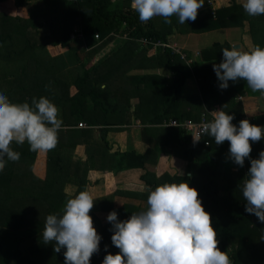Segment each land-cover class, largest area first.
<instances>
[{
  "label": "trees",
  "instance_id": "trees-1",
  "mask_svg": "<svg viewBox=\"0 0 264 264\" xmlns=\"http://www.w3.org/2000/svg\"><path fill=\"white\" fill-rule=\"evenodd\" d=\"M30 1L42 6L27 9ZM11 2L8 0L7 4ZM242 4L234 0L217 7L216 0H204L203 6L198 9L197 19L184 24H180L176 16L171 17V24L165 23L162 17L141 23L138 14L131 8V0H13L17 15L12 16L0 9V44L6 47L9 55L6 56V63L12 64L8 60L14 56L19 57L24 65L27 63L22 56L25 51L21 48L23 45L27 47V52L31 47L67 50L54 60L57 69L68 70V60L78 61L79 66L83 64L87 67L85 77L81 75L79 81L68 82L69 87L72 85L75 90V95L71 97L67 82L60 81L58 75H52L53 70H34L31 77L33 88L29 91L19 89L25 82L16 85L20 74L15 75L11 67L6 73L1 70L0 83L11 81L16 85L14 91L18 94L37 93V99L41 93L64 85L65 98L51 90L56 101L67 109L79 112L76 113L75 126L80 121L89 124L88 128H77L71 132L67 130L74 125H66L67 128L59 131L58 144L51 151H30L27 142L22 146L14 142L11 145L14 151L20 153V159L18 162L8 161L0 172V264H64L65 249L57 253L54 242L44 243L42 232L31 237L26 235L25 227L19 228L24 222L42 225L40 211L61 214L69 197L65 185L77 186L76 194L86 190L90 170L101 171L105 175L103 182L97 178L92 183L105 184L108 188L114 185L118 172H142L141 179L146 185L144 190L125 193L115 190L94 200L95 209L109 213L116 211L120 221L146 210L148 188L154 190L166 182L186 181L198 191L217 232L218 248L226 252L232 264H264V223L259 222L254 214L245 212L246 202L242 195L243 179L250 168V160L246 158L243 167L233 161L230 171L225 172L222 162L225 151L229 149L228 141L217 145L213 137L203 135L194 144L192 134L196 131L184 128L182 124L171 125L174 119L179 123L189 119L201 122V113L212 119L211 112L222 109L234 116L232 123L238 126L239 121L247 116L242 100L237 97L240 95L250 102L261 95L260 92H253L243 80L229 81L226 90L218 87L213 64L221 62L223 48H233L229 41L202 44L200 59L191 65L186 63V59L192 54L186 49L177 51L170 44V36L177 32L192 36V33L204 34L226 26L244 25V21H248L249 44L242 50L255 46L264 48V15L249 16ZM210 5L215 9V17ZM80 27L77 32L76 28ZM41 28H46L48 36L38 37ZM96 34L101 39H97ZM71 35L74 37L71 38ZM116 36H119V42L97 60L96 53L100 52L102 45H107ZM102 39L101 45L99 42ZM78 47L88 50L86 59L91 57L93 62L88 65L82 60ZM190 78L192 87L186 84ZM116 82L124 86L113 88ZM118 90L120 102L115 95ZM0 92L10 100V92L4 91L1 86ZM189 92L196 96L197 101L185 109L184 104L189 100L185 97ZM19 98L18 95L15 101ZM208 108L212 110L207 113ZM110 114H126L125 126L132 120L143 123L141 143H145L144 151L134 146L122 149L110 144L108 134L115 129L108 121ZM250 120L263 127L264 113L251 114ZM68 134L77 138L71 139ZM263 141L264 138L252 143L251 158H258L259 152L264 150ZM80 145L86 148L87 158L76 154ZM165 153L187 160V172L182 175L165 170L158 174L153 170L164 166L160 155ZM217 154L219 160L208 164L210 157L216 158ZM233 167H238V170H232ZM26 179L30 180L29 185L20 186ZM118 199L122 204H116ZM95 209L89 214L101 241L99 251L93 254L90 264H102L105 255L109 252L116 254L119 249L111 241V223H98Z\"/></svg>",
  "mask_w": 264,
  "mask_h": 264
},
{
  "label": "clouds",
  "instance_id": "clouds-1",
  "mask_svg": "<svg viewBox=\"0 0 264 264\" xmlns=\"http://www.w3.org/2000/svg\"><path fill=\"white\" fill-rule=\"evenodd\" d=\"M204 0H131V8L141 23L162 17L171 24L178 17L180 24L195 21ZM242 7L249 16L264 15V0H243ZM222 60L213 64L219 81L226 90L229 81L243 80L253 92L264 94V48L255 46L244 51L223 48ZM212 119L198 126L193 143L201 136L214 138L217 145L229 142L230 158L240 167L245 159L250 168L243 179L242 195L245 212L254 214L264 223V150L258 158H251L252 143L264 138V127L240 120L225 111L211 112ZM63 121L59 108L47 97H33L28 102L13 103L0 92V172L8 161L18 162L20 153L11 145H29L33 152L54 150ZM146 210L131 214L120 221L116 211L107 215L113 232L112 244L119 249L108 253L102 264H232L226 252L218 248L217 232L205 211L198 191L184 181L164 183L154 190L147 189ZM94 207L92 195L83 190L67 199L61 214H49L42 231L45 244L54 242V251L65 249L64 264H90L99 251L101 236L93 226L90 210ZM264 239V237H262ZM107 248V246H105Z\"/></svg>",
  "mask_w": 264,
  "mask_h": 264
},
{
  "label": "rangeland",
  "instance_id": "rangeland-1",
  "mask_svg": "<svg viewBox=\"0 0 264 264\" xmlns=\"http://www.w3.org/2000/svg\"><path fill=\"white\" fill-rule=\"evenodd\" d=\"M8 0L6 1H0V9L3 10L6 13H10L13 15L16 14L15 10H14V5L11 4H7ZM39 6H42L41 3H34L33 1H30L27 4V9H31V8H37ZM8 14V15H10ZM17 15V14H16ZM25 21V20H24ZM244 23H246V25L240 29H237L235 32L229 34L228 36L224 35L223 32L221 30H214V31H210V32H206L205 34H197V33H192L194 35H190V34H184V33H180L177 32L173 35L170 36V44L173 47H176L177 49H179L180 51H182L183 49H186L187 51H189L192 54L191 58H187V54L185 52H183V55L187 58L186 59V63L188 65H191L193 63V61L195 60H199L200 59V46L202 44L204 45H210L212 44L214 41L217 40H224L223 42H225L226 40L231 42L233 44V46L240 44L241 47H239L240 49H242V45L243 48H245L246 44L245 41L247 39H249L248 33H249V22L248 21H244ZM48 36L47 32H46V28H41L39 31V35L38 37H46ZM126 38V36H123ZM123 37L121 36V38L123 39ZM71 38H73V36L71 35ZM97 39H101V38H97ZM119 36H116L113 40H111L110 42L107 43V45H102L103 43V39L100 40V44L102 45V49H100V52L96 53V59L98 60L101 55H104L106 53H108L111 50V46L115 45L116 42H119ZM21 48L25 51L23 52L22 56L24 58H26V64L24 65L21 61V59L17 56L12 57V59H10L9 62H11L12 64H8L6 63V56H9L7 51H6V47L2 44H0V73L1 70L2 72L6 73L8 67H11V69H13V73H18L20 74V78L18 80V82L16 83V85L18 83L21 82H25V85L22 88H19L22 91H29L33 88V84H32V80L31 77H33V71L34 70H45V71H50L53 70V74L52 75H58L60 81H65L69 83H74L76 80H80L81 75L84 76L85 70H87V67H84V65H80L79 66V62L78 61H73V60H68L66 61L68 63L67 67L68 70H64L63 68L61 69H57V65L56 62H54V60L57 58V56H59L60 54H63L65 52H63L62 50H58L59 47L57 49H49V48H45V49H38V47H31V50H29V52H27V47L21 45ZM78 51H79V55L81 57L82 60H84L88 65L90 62H93L92 58H87V52L88 50L86 49H82L78 47ZM188 52V53H189ZM72 53V52H71ZM70 53V54H71ZM71 58V55H70ZM72 59V58H71ZM25 61V60H24ZM61 66L63 67V62H61ZM6 69V71H5ZM85 77V76H84ZM81 83V82H80ZM120 82H116L112 85V87H123L124 85L121 84L119 85ZM186 84L189 87L193 86V81L190 78V80H186ZM185 84V85H186ZM15 84H13L11 81H6L3 80L0 83V86L2 87V89H4V91L7 92H13L15 89ZM81 85V84H80ZM68 88L70 91V96H74L75 95V90L72 88V85L68 84ZM64 89L65 86L63 85V87L61 88H53L48 90L51 94H48L49 92H43L41 93V96L47 97L48 99H50L58 108H59V118L62 119L63 121V128H67L66 125H74V126H70L69 129L67 130L68 132H71L73 130H77V128H75V124L76 122V113H79L76 110H73L71 108L67 109L65 108V106L62 104H59L58 101H56V98L54 97V93L63 96V98L66 97V94L64 93ZM52 90V92H51ZM17 93V96L19 95V99L15 101V103H22V102H28L29 104H31V100L33 97H37L38 94L37 93H33V92H26L21 93L18 91H15ZM74 94V95H73ZM117 95V99L120 102L121 99V94L118 90V94ZM191 96H193L191 98ZM9 98V97H8ZM188 102H186L184 104V108L185 109H189L190 107V103H195L197 101L196 96L192 95L190 92L186 93V97ZM238 99L242 100V106L244 108V113L246 114V120L250 119L251 114H261L264 113V94L262 96H259L258 98L253 99L252 101L248 102L247 100L244 99V97L242 96H238ZM261 99V100H260ZM10 100H12L10 98ZM20 101V102H19ZM12 102H14V100H12ZM218 108V107H216ZM212 109L208 108V110H206V112H210ZM203 113H201L202 115ZM128 119L126 114H110L108 115V121H110L109 123L114 125L113 127H115V129L113 128L109 134H108V139L109 142L114 143L115 147H121L122 149H125L127 147L132 148L133 146L136 147L137 149H139L140 151L142 150V146H141V142L139 140H141L142 137V127L144 126L142 122H140V120H132L131 124L125 126L126 124H124V122ZM244 119V120H245ZM249 122H252L249 121ZM118 125V126H117ZM256 125V124H255ZM264 127V126H263ZM111 128V127H110ZM140 132V134H138ZM68 137L73 139V138H77L76 136L73 135H69ZM26 143V142H25ZM264 144V141H263ZM28 150H29V145L27 146ZM80 145L79 147H77L78 152L76 154L79 153L78 156L82 157V158H87L88 155L86 153V148ZM220 156L219 154H217L216 158H212L210 157V159L207 161L208 164L210 163H215L219 160ZM160 159H162V164L164 165L163 167H159V168H152L153 170H155L158 174H161L162 172H164L165 170H171V172H175L177 170V166L179 167V169L181 170L180 172L184 174L187 172L186 167L188 166V161L187 160H176L172 155H168V154H161L160 155ZM211 161V162H210ZM210 162V163H209ZM233 165V160L230 158L229 155V149H227L225 151V158L222 162V170L225 172H229L230 168ZM232 170H238V167H233ZM178 171V170H177ZM142 173V172H141ZM141 173H139V171L137 170H126V171H122V172H118L117 175H115V183L111 188L105 187V184L101 185H94L92 183V178H90V176L88 177L89 182L87 184L86 190L92 195L93 200L102 197L103 195L105 196L106 193L108 192H112V191H120V192H127V191H134L135 189H139V190H144L146 188V185L144 184V181L141 179ZM206 173H204L203 175H205ZM90 175V174H89ZM104 176H101L100 178H98L99 180H104ZM93 177V176H91ZM30 183L29 179H26L25 181L21 182L20 186H28ZM14 184V183H12ZM68 185V192L72 193L69 198H72L76 195L77 192V186H73L70 184ZM18 191H21V189H19ZM103 196V197H104ZM17 197H20L19 195ZM22 198V197H20ZM100 200V199H99ZM130 200V199H129ZM136 202H139L138 200H135ZM116 204H122L121 201L116 202ZM142 205H144V203H142ZM95 208H97L95 205L94 207L91 209V211H93ZM97 213L98 216V223L104 225L107 221V215L109 214V212H104L100 209H97L95 211ZM40 213V222L42 223V225H37V224H32L29 225V223H23L19 230H21L22 228L25 227V231L27 232L26 235L27 236H31V237H36L40 232L43 231L44 228V222L46 221V217L49 215L48 212H43L40 211L38 212ZM29 219V217H27V220ZM106 225V224H105ZM251 249V248H249ZM242 250L245 251L246 247L243 246ZM52 257V256H51Z\"/></svg>",
  "mask_w": 264,
  "mask_h": 264
},
{
  "label": "crops",
  "instance_id": "crops-1",
  "mask_svg": "<svg viewBox=\"0 0 264 264\" xmlns=\"http://www.w3.org/2000/svg\"><path fill=\"white\" fill-rule=\"evenodd\" d=\"M232 1H234V0H216V6L217 7H223L224 5H227V4H230V3H232ZM238 2H243V0H237ZM246 25V23H244V25H238V26H226V27H223V28H221V29H219V30H221L222 32H223V34L224 35H226V36H228L229 34H231V33H233V32H235L237 29H240V28H242V27H244ZM81 28L82 27H80V28H76V31L78 32V31H80L81 30ZM249 29H250V26H249ZM205 34V33H204ZM248 35H249V33H248ZM248 37V36H247ZM218 41H222V40H218ZM224 41V40H223ZM227 41V40H226ZM231 43V42H230ZM232 44V43H231ZM245 44H246V46H248V44H249V39H247L246 41H245ZM239 46H237L236 48H239V47H241V45L240 44H238ZM232 46H233V44H232ZM245 46V47H246ZM233 47H235V46H233ZM240 49V48H239ZM242 49H244L243 48V45H242ZM241 49V50H242ZM8 61H10V60H8ZM15 75H19V74H17V73H14ZM10 98L12 99V100H14L15 101V99H17V93L15 92V91H13V92H10ZM263 94H261V95H257V97L256 98H258L259 96H262ZM255 98V97H254ZM201 115V114H200ZM248 121H251L250 119H247ZM251 124H253L252 122H250ZM89 125V124H88ZM75 128H80V127H78L77 125L75 126ZM81 129V128H80ZM140 142H141V140H139ZM110 144H112V145H114V143H111L110 142ZM145 143L144 142H142L141 143V146H142V150L144 151L145 150V145H144ZM144 148V149H143ZM114 149H115V147H114ZM176 160H179V161H181V158H179V157H174ZM161 160V162H162V159H160ZM182 160H184V159H182ZM177 168V170L175 171V172H172V173H179V174H184V172L183 173H181L180 171V169H179V167L177 166L176 167ZM186 169H187V167H186ZM90 174V175H89ZM89 176H90V178H92V182L93 181H95L97 178H100L101 176H103L102 175V172L101 171H96V170H90L89 171ZM91 176H93V177H91ZM67 184H70V183H67ZM65 185V192H67L68 193V196H70L72 193H70V192H68V185ZM70 185H72V184H70ZM74 186V185H73ZM68 199H69V197H68ZM95 210H97V209H95Z\"/></svg>",
  "mask_w": 264,
  "mask_h": 264
},
{
  "label": "built area",
  "instance_id": "built-area-1",
  "mask_svg": "<svg viewBox=\"0 0 264 264\" xmlns=\"http://www.w3.org/2000/svg\"><path fill=\"white\" fill-rule=\"evenodd\" d=\"M209 2H211V0H208ZM211 6V5H210ZM212 7V6H211ZM211 13H212V15L215 17V14H216V12H215V9H213V7H212V9H211ZM80 36L82 35V33L80 32V34H79ZM73 37H74V35H72ZM95 37L96 38H100V36H99V34H96L95 35ZM165 46H168V44H164ZM172 46V45H171ZM173 47V46H172ZM175 50H177V51H180L179 49H177L176 47H173ZM209 115H207L206 113H203L202 115H201V122H195V120H191V119H189V120H185V121H183L182 123H179V121L178 120H172L171 121V125L172 126H176V125H179V124H182L183 126H184V128H188L189 130H193V131H198L199 130V127L198 126H200V125H202V123L203 122H206V121H209V120H211L210 119V117H208ZM78 127H80V128H88L89 127V125H88V123H86V122H84V121H80L79 123H78V125H77Z\"/></svg>",
  "mask_w": 264,
  "mask_h": 264
},
{
  "label": "water",
  "instance_id": "water-1",
  "mask_svg": "<svg viewBox=\"0 0 264 264\" xmlns=\"http://www.w3.org/2000/svg\"><path fill=\"white\" fill-rule=\"evenodd\" d=\"M237 46H239L238 44L237 45H235V47H237Z\"/></svg>",
  "mask_w": 264,
  "mask_h": 264
}]
</instances>
